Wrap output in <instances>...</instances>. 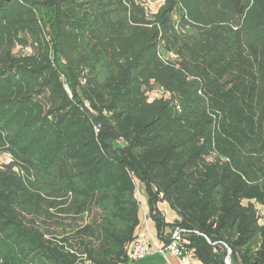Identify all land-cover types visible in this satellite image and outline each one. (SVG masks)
<instances>
[{
    "label": "trees",
    "instance_id": "obj_1",
    "mask_svg": "<svg viewBox=\"0 0 264 264\" xmlns=\"http://www.w3.org/2000/svg\"><path fill=\"white\" fill-rule=\"evenodd\" d=\"M0 156V264L123 262L139 187L161 241L264 264V0H0Z\"/></svg>",
    "mask_w": 264,
    "mask_h": 264
},
{
    "label": "built area",
    "instance_id": "obj_2",
    "mask_svg": "<svg viewBox=\"0 0 264 264\" xmlns=\"http://www.w3.org/2000/svg\"><path fill=\"white\" fill-rule=\"evenodd\" d=\"M140 2L149 12L155 13L165 3V0H140ZM172 56L174 57V54H172ZM66 88L68 89V87ZM153 95H156V93L151 94V96ZM99 127V125L96 126L97 131L99 130ZM4 160L9 161L11 158L10 156H0V163ZM136 196L141 200V209L143 212L144 200L139 188L136 192ZM143 216L146 217L147 214L143 213ZM158 239L153 240L152 238L148 237L143 229H141L133 242L126 246L127 258L119 264H128L130 262L136 261L153 251H159L161 253L172 252L176 254L182 261H189L194 264H202L199 258L196 257L194 249L189 250L186 248L185 245L188 244L189 241L183 237L182 229H173L168 240L161 241Z\"/></svg>",
    "mask_w": 264,
    "mask_h": 264
},
{
    "label": "crops",
    "instance_id": "obj_3",
    "mask_svg": "<svg viewBox=\"0 0 264 264\" xmlns=\"http://www.w3.org/2000/svg\"><path fill=\"white\" fill-rule=\"evenodd\" d=\"M139 189L141 191L142 188L139 187ZM143 208H144L143 209L144 211L142 212V217H143L142 229L145 231L148 237L152 238L153 240L158 239L159 238L158 230H157L155 221L149 215V206L147 204V199L146 201H144ZM158 208L162 212V214L165 216V219L167 222H173L177 218L176 217L175 219H173V221L167 218V211L171 209L169 208L168 203H166V201L159 202ZM143 213L147 214V216L144 217ZM128 264H194V263H191L189 261L188 262L182 261L176 254L172 252L161 253L159 251H153L147 254L145 257L138 259L136 261L130 262Z\"/></svg>",
    "mask_w": 264,
    "mask_h": 264
},
{
    "label": "rangeland",
    "instance_id": "obj_4",
    "mask_svg": "<svg viewBox=\"0 0 264 264\" xmlns=\"http://www.w3.org/2000/svg\"><path fill=\"white\" fill-rule=\"evenodd\" d=\"M141 191H142V189H141ZM141 194H143L142 195L143 196V200L146 201V196L144 195L143 191H142ZM161 206H163V205H161ZM176 217H177L176 212H174L173 210H168L167 211V218L169 220L173 221V219H175Z\"/></svg>",
    "mask_w": 264,
    "mask_h": 264
},
{
    "label": "water",
    "instance_id": "obj_5",
    "mask_svg": "<svg viewBox=\"0 0 264 264\" xmlns=\"http://www.w3.org/2000/svg\"><path fill=\"white\" fill-rule=\"evenodd\" d=\"M227 263H230V259L229 258L227 259Z\"/></svg>",
    "mask_w": 264,
    "mask_h": 264
}]
</instances>
